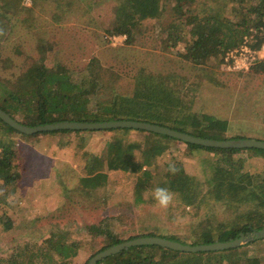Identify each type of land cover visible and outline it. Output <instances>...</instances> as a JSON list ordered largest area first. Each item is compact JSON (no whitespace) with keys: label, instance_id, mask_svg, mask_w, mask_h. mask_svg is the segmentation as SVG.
Returning a JSON list of instances; mask_svg holds the SVG:
<instances>
[{"label":"trees","instance_id":"obj_1","mask_svg":"<svg viewBox=\"0 0 264 264\" xmlns=\"http://www.w3.org/2000/svg\"><path fill=\"white\" fill-rule=\"evenodd\" d=\"M106 2L116 8L114 25L103 27L106 33L125 35V44L134 45L145 36L149 23L153 24L174 45L185 42L184 59L195 66V78L178 71L155 72L144 66L130 75L124 69L116 71L113 64L104 65L96 56L84 65H69L55 53L57 41L47 36L45 24L72 20L75 0H0V46L20 22L28 31L36 32L39 52L34 57L21 50L18 52L24 60L21 71L12 72L11 77L0 75V107L28 126L66 120H140L195 136L238 138L229 134L228 118H218L199 109L198 102L204 84L210 90L207 94L211 92L205 97L204 105L216 101L218 88H227L219 68L230 50L241 48L245 41L256 50L263 47L264 0H89L87 7ZM169 3H174L175 18L166 26L161 22L154 24L165 16ZM94 17L88 15V20ZM2 59L5 68L13 66L11 57ZM236 71L246 84L264 81V57L248 69L233 72ZM123 77L130 78L131 88L120 86ZM261 88L258 92H263L260 96L264 98V87ZM261 104L258 103L256 114L264 113ZM233 108L234 114L241 113V107ZM97 131L103 133L110 146L109 153L104 157L81 149L76 164H81L82 158L86 165L75 189L84 193L87 200L107 203L104 187L108 172L120 171L127 174L131 192L115 204L128 202L147 210L160 207L158 223L139 226L132 222L120 227L115 223L118 217L108 215L80 227L77 240L70 241L67 236L72 231L59 221L60 215L31 216L30 224L14 221L6 210L14 205L25 170L18 139L32 135L18 131L0 118V229L12 232L28 226L32 233L28 234L32 241L26 240L17 247L12 245L8 259H0V264H74L79 252L89 249L92 253L84 263L87 264L110 246L141 236L197 245L231 241L264 228V149L203 146L131 127L52 130L40 134L61 133L76 139L77 146L83 147ZM152 136L160 139L159 147L145 149ZM179 142H184L192 152L205 151L206 157L202 158L206 165L203 166L205 180L189 173L176 155L160 167L158 156ZM157 187L167 189L171 195L167 205H161L155 198ZM67 190L71 192V188L65 187V203L72 202ZM62 208L60 205L58 211ZM26 216L23 218L27 219ZM37 222L44 224L32 225ZM35 230L39 233L35 234ZM96 264H264V237L221 250L183 251L159 244L133 245Z\"/></svg>","mask_w":264,"mask_h":264},{"label":"rangeland","instance_id":"obj_2","mask_svg":"<svg viewBox=\"0 0 264 264\" xmlns=\"http://www.w3.org/2000/svg\"><path fill=\"white\" fill-rule=\"evenodd\" d=\"M75 1L73 12H71L72 20H65L63 24H53L52 21L45 24L47 36L55 38L57 41L58 48L55 53L59 59H64L65 63L73 66L84 65L91 57L96 56L104 65L113 64L116 66V71L121 72L124 69L130 75L144 66L147 70L155 72L178 71L195 78V66L184 59L187 49L185 42L181 41L178 45H174L166 33L161 34L158 28L149 23L150 28L145 36L141 37V40H138L134 45H126L125 35L113 36L103 29L104 26L109 28L115 23L116 8L114 4L106 2L97 6L93 3V9L92 7L89 9L87 7L89 0ZM173 5L174 3H169L165 16L153 23L161 22L166 26L172 21L176 16ZM88 15H94V20H88ZM176 26H179V22L176 23ZM15 28L10 37L0 46V75L3 76L11 77L12 72L17 74L21 71L24 61L22 54H18L21 50L25 55L39 56L36 47V32L28 31L20 22L16 24ZM174 33L177 31L174 30ZM5 57L13 59L12 67H4L1 58ZM219 71L223 73L221 74L222 79L227 83V88H218L220 92L214 96L216 101L213 104L206 103L204 105L205 97L211 95V92L207 94L210 90L207 89V84H204L198 108L210 112L218 118H228L231 121L229 130L231 136L264 139V132L260 131L264 129V113L260 115L255 113L258 103H262L261 107L263 106L264 109V98L260 96L263 92H258L262 89L261 87H264V81L257 80L250 84L247 83L249 86H246L245 79L239 76L237 71L225 70L223 63ZM120 86L123 88L130 86V78L123 77ZM237 106L241 107L240 114H234L235 108L233 107ZM262 111L264 112V110ZM252 128L256 130L254 131ZM149 140L150 143L145 146V149H157L161 143L158 137L152 136ZM18 141H20L21 153L25 157V170L17 188L14 205L6 210L14 221L29 222L33 219L29 218L31 216H47L49 213L60 215L59 221L66 225L67 230L72 231L67 236L70 241L77 240L76 232L80 227L99 222L108 215L117 216L118 219L115 223L120 227L132 222L139 226L158 223L161 215L160 207L147 210L141 206H131V204H127L128 202L115 204L122 196L126 194L127 197V193L131 192L127 174L120 171L108 172L107 185L104 187L106 192L104 200L107 203L100 204L94 200H87L84 193L75 189L82 169L86 165L85 162H82V158L81 164H76V160L82 152L81 149L104 157L109 153L110 146L100 131L92 133L83 147L77 146L76 139L61 133L53 135L36 133L27 138H19ZM186 149L188 147L184 142L173 144L166 152L158 156L156 161L160 167H164V164L171 160V156L176 155L184 162L185 169L189 173L197 174L202 180H205L206 173L203 166L206 167V165L202 162V158L206 157L205 151L192 152L189 149L186 151ZM260 161H258L259 164L262 162ZM65 187L71 188V192L67 190L66 194L72 202H63L67 199ZM61 194L63 196H60ZM60 205H63V208L58 211ZM24 216L27 219H24ZM41 224L44 223L37 222L32 225L39 227ZM26 225L28 224L26 223ZM29 229L28 226L27 228L14 229L12 232H3L0 229V259H8L12 245L17 247L18 244L32 239L28 236L31 233ZM34 233L38 234L39 232L35 230ZM90 253L92 252L89 249L80 251L74 259V264H84L91 255ZM25 258L24 256L23 259Z\"/></svg>","mask_w":264,"mask_h":264},{"label":"water","instance_id":"obj_3","mask_svg":"<svg viewBox=\"0 0 264 264\" xmlns=\"http://www.w3.org/2000/svg\"><path fill=\"white\" fill-rule=\"evenodd\" d=\"M0 118L17 129L18 131L25 133L27 135H33L36 133H41L43 131H52V130H101L108 128H122V127H131L145 129L148 131H153L160 134H167L169 136L177 137L186 142H191L203 146L211 147H222V148H261L264 149V140L255 139V138H231V139H215L202 136H195L183 131H179L168 126L140 120H108V121H58L43 125L37 126H28L23 124L13 118L9 113L3 110L0 107ZM264 237V228L254 232V235H243L235 238L231 241L224 242H214L208 244H197L189 245L182 244L177 241H173L164 237L159 236H141L131 240L123 241L116 245L110 246L109 248L99 252L94 257L90 259L87 264H96L102 258L116 253L124 248L133 245L140 244H159L167 247H171L177 250L183 251H201V250H221L226 248L238 247L243 243H247L254 238Z\"/></svg>","mask_w":264,"mask_h":264},{"label":"built area","instance_id":"obj_4","mask_svg":"<svg viewBox=\"0 0 264 264\" xmlns=\"http://www.w3.org/2000/svg\"><path fill=\"white\" fill-rule=\"evenodd\" d=\"M262 57H264V45L261 50H256L245 41L241 48L232 49L226 54L223 67L227 71L248 69L252 63Z\"/></svg>","mask_w":264,"mask_h":264},{"label":"clouds","instance_id":"obj_5","mask_svg":"<svg viewBox=\"0 0 264 264\" xmlns=\"http://www.w3.org/2000/svg\"><path fill=\"white\" fill-rule=\"evenodd\" d=\"M155 198L161 205H167L171 199V195L168 193L167 189L157 187L154 192Z\"/></svg>","mask_w":264,"mask_h":264}]
</instances>
